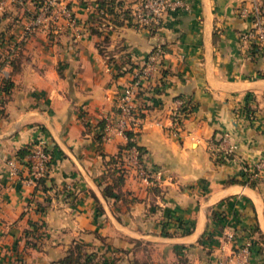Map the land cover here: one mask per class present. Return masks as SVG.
Instances as JSON below:
<instances>
[{"label":"crops","instance_id":"0c3cea01","mask_svg":"<svg viewBox=\"0 0 264 264\" xmlns=\"http://www.w3.org/2000/svg\"><path fill=\"white\" fill-rule=\"evenodd\" d=\"M35 1L0 8V61L12 51L0 64V264H55L76 244L131 264L135 242L148 247V264L180 252L190 264H264V178L229 180L264 159V42L253 36L251 1L180 0L143 28L120 14L91 19L96 0H64L74 25L59 16L28 29ZM155 48L160 63L132 101L133 141L154 175L145 183L129 170L117 181L125 139L97 134ZM177 98L193 108L172 127ZM221 137L229 155L210 147ZM39 138L49 153L44 186L22 181L23 162L16 175L7 164Z\"/></svg>","mask_w":264,"mask_h":264},{"label":"built area","instance_id":"2783aa9c","mask_svg":"<svg viewBox=\"0 0 264 264\" xmlns=\"http://www.w3.org/2000/svg\"><path fill=\"white\" fill-rule=\"evenodd\" d=\"M7 0H0V8ZM250 12L252 22L257 31L253 36L264 42V0H250ZM180 4V0H134L129 5H125L129 21L138 27H149L158 22L164 13L173 9L176 5ZM59 16L67 19L69 25H74L75 19L72 16L70 9L67 7L64 0H45L43 3L36 7V13L33 20L27 28L30 29L35 25L47 23L48 25L54 24ZM246 37L252 36L251 33H246ZM160 52L158 48L152 49L142 61L140 67L135 70L131 82L121 87L117 92L114 101L113 115L105 120L101 138L102 140L108 139L113 132L121 134L124 139H127L125 130H130L133 135L130 139L133 140L134 132L137 127V114L132 104L133 99L136 97L138 91L144 89V86L149 83L153 68L160 63ZM144 81V82H143ZM188 100L177 98L176 108L172 116V127L178 126L183 112L180 107L186 105ZM222 137L217 142L210 143V147L214 149L223 150L224 154H229L232 151L233 145L223 147L220 143ZM223 148V149H222ZM125 164L133 169V172L143 182L149 183L154 175L152 171L144 167L141 160L138 159V151L134 144H131L124 149ZM49 159V153L46 150V143L44 139H36L29 147V152L26 153L21 159L11 158L8 160V172L11 175H16L19 171L21 163L23 162L26 170V175L22 181L27 184H37V180L44 177L46 174V166ZM242 171H247L249 177L264 178V159L253 164H244L241 167ZM248 242L242 247L241 251L247 253ZM214 264H243L239 258L232 260L224 256L215 258Z\"/></svg>","mask_w":264,"mask_h":264},{"label":"trees","instance_id":"16d2710c","mask_svg":"<svg viewBox=\"0 0 264 264\" xmlns=\"http://www.w3.org/2000/svg\"><path fill=\"white\" fill-rule=\"evenodd\" d=\"M44 1L45 0H36L35 1V12H36V7L39 4L43 3ZM108 14H111L114 17V19L117 18L118 14H120L122 16L121 19H126L127 21H129L127 9L125 6L122 5L120 0H96L95 1V9L93 11V16L91 17V19L95 18L96 20H101L102 17H105ZM11 52L6 53L4 56L1 55L2 60L0 61V64H1V62H8L10 60L11 54H12ZM4 82H5V84H4V88H5L7 80ZM140 92L141 91H138L137 94H139ZM192 108H193V103H191V101L188 100V103L186 105L180 107V110L183 112L182 117L185 116ZM103 124L104 123L102 122L101 123V130L97 134V138L101 141H102L101 133H102ZM124 133L127 136V139L125 140L124 144L119 147L118 152L114 156V159H113L115 171H117V177H116L117 181H119L121 179L122 174L124 172H128L129 170L133 171V169L131 167H129L125 164V152H124L125 148H127L131 144H134L137 151H138V159L141 160V152H142L141 147L136 145L134 143V141L132 139H130V137L133 135V133L130 130H125ZM30 145H31V143L27 144L24 148H22L18 152V157L20 159L26 153L29 152ZM46 150H47V148H46ZM47 152H48V150H47ZM226 155H229V154H226ZM48 162H49V159H48ZM48 162H47V164H48ZM240 175H242L243 178H241V179L230 178L229 180L230 181L244 182L250 186L256 185V183L259 181V178H257V177H254V178L249 177V174L247 171H241ZM37 184L44 186L45 176L39 178L37 180ZM179 226L181 228L180 232H182V233L188 232L190 230V227H185V225L182 224V222L180 223ZM250 228L255 229L256 225H251ZM162 234L166 235L167 233L162 232ZM262 242L264 243V239H262ZM248 246H249V242H248ZM79 256H81V257L79 258ZM94 256L95 255H93L91 252H86V251L82 250L80 248V246L76 244V245H74V247L70 248V250L64 256L57 259L55 264H106L105 261L104 262L103 261L102 262H96L95 259L93 258ZM176 260H178V262H180V263L182 261L186 260L184 253L180 252V254L177 256ZM131 264H139V262L138 261H132ZM141 264H147V263L145 261L144 262L142 261Z\"/></svg>","mask_w":264,"mask_h":264},{"label":"rangeland","instance_id":"374dc122","mask_svg":"<svg viewBox=\"0 0 264 264\" xmlns=\"http://www.w3.org/2000/svg\"><path fill=\"white\" fill-rule=\"evenodd\" d=\"M132 249L134 250V255H133V261H138L139 262V264H141L142 263V261L144 262L145 261V258L143 257V254H142V252H143V250H146V249H148V247L146 246V244H143V245H140L139 243H134L132 246ZM142 251V252H141ZM136 253V254H135ZM139 253H141V255L139 254ZM81 256H79V258H80ZM94 259H95V261L96 262H106V264H108L110 261V258H108V259H106V258H104V257H102V256H94L93 257ZM113 261H114V259H115V257L113 256ZM111 259V260H112ZM185 259L186 260H184V261H182L181 263L180 262H178V260H176V258L174 259V260H172V261H170L169 262V264H190V262L188 261V257L187 256H185ZM113 261H111V262H113ZM129 262V261H128ZM127 262V263H128ZM130 264V263H129ZM147 264H148V262H147Z\"/></svg>","mask_w":264,"mask_h":264}]
</instances>
